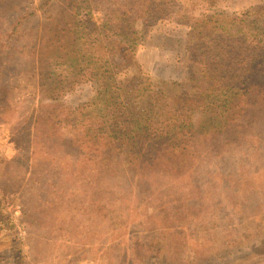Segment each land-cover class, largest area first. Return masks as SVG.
Masks as SVG:
<instances>
[{"label": "trees", "instance_id": "16d2710c", "mask_svg": "<svg viewBox=\"0 0 264 264\" xmlns=\"http://www.w3.org/2000/svg\"><path fill=\"white\" fill-rule=\"evenodd\" d=\"M8 1L12 8L0 17V66L5 69L18 60L14 73L24 72L28 81L36 78L40 102L32 118L33 160L36 168L42 160L43 164L54 160L50 161L54 170L38 173V180L49 176L51 185L55 178L69 185L75 172L88 173L92 165L100 169L106 165L102 159L115 155H124L137 173L136 191L105 184L92 192L94 208L86 205L103 222L109 218L105 223L112 233L126 235L127 217L102 206L101 195L122 207L126 201L128 207L136 202L161 203L164 193L156 194L157 185L167 181L174 194L179 187L182 191L192 184L206 185L211 174L220 172L202 168V159L211 146L221 149V143L234 141L223 140L224 133L236 138L249 131L250 140L254 132L262 135L263 116L257 115L254 105L264 98V0L225 9L219 0H199L198 14L178 43L189 71L183 80L157 75L138 61L131 67L122 54L128 51L135 57L150 46L153 41L141 22L177 0H66L62 12L66 13L58 17L53 13L57 0ZM35 18L51 21L45 28L52 34L46 60L36 57L38 30L29 24ZM90 21L100 25V36L79 34L78 28ZM84 86H91L93 93L70 102L71 94ZM247 145L251 150L253 142ZM79 178L84 176L75 181ZM91 180L99 186V180ZM198 188L194 191H202ZM161 210L163 219L169 220L171 210L165 204ZM220 211L226 215L225 209ZM205 214L202 206L193 210L192 221L219 216V211ZM142 216L149 223L156 219L145 231L146 247L162 252L168 240L156 237L159 215ZM198 240L196 244H203Z\"/></svg>", "mask_w": 264, "mask_h": 264}, {"label": "rangeland", "instance_id": "374dc122", "mask_svg": "<svg viewBox=\"0 0 264 264\" xmlns=\"http://www.w3.org/2000/svg\"><path fill=\"white\" fill-rule=\"evenodd\" d=\"M63 1L66 2L56 1L55 17L66 13H62ZM198 1L177 0L143 20L141 26L153 43L144 46L134 58L128 51H122L125 61H129L131 67L138 61L157 75L170 74L168 76L177 80L188 77L186 57L178 43L188 29V22L198 14ZM247 2L219 0V5L225 9ZM11 8L8 0H0V17ZM8 20L10 17L4 24ZM29 24L38 30L36 57L46 60L51 53L52 34L45 28L51 21L35 18ZM78 32L98 37L100 25L96 21L84 22ZM17 61H10L12 64H7L5 69L0 66V264H264V131L262 135L250 134L253 140L246 136L249 131L236 138L229 132L224 133L223 140L234 141L221 143V149L209 148L208 155L202 159V168L220 169V172L211 174L206 185L196 184L202 191H194L199 188L192 184L182 191L176 188L171 194L166 181L155 190L156 194L164 193L163 202H136L135 207H128L127 201L125 207L113 204L101 195L98 201L102 206L111 208L115 215L121 213L127 217L124 220L128 221L126 235L123 231L112 233L105 223L109 218L103 222L101 216L89 212L86 205L94 208L92 192L105 184L132 187L136 191V171L129 167L124 155H115L102 159L101 163L106 165L100 169L92 165L88 173L75 172L69 185L57 182L61 178H55L56 183L51 185L49 176L38 180V173L54 170L50 166V161L54 160L46 159L44 164L42 160L38 168L35 167L32 118L39 106L40 92L36 78L28 81L24 72L14 73ZM93 91L91 86H84L71 94L69 100L77 103L87 99ZM254 106L257 115L263 116L264 127V98L257 99ZM249 141L253 142L251 150L247 145ZM83 176L79 178L81 181H75ZM85 178L90 181L84 182ZM92 178L99 180V186ZM163 204L171 210L169 220L162 217ZM201 206L206 214L219 211V216L205 214V219L192 221L193 210L199 211ZM220 209H225L227 216ZM145 212L160 216L155 225L159 230L156 237H162L160 240L164 243L167 241L163 237L168 240L162 252L151 251L145 244L148 238L145 231L156 220L149 223L147 217L142 216ZM15 214L24 220L25 234L20 233L18 224L13 221ZM130 214L133 215L129 217ZM198 239H202L203 244H196ZM134 240H138V244ZM195 248H198L196 252Z\"/></svg>", "mask_w": 264, "mask_h": 264}, {"label": "built area", "instance_id": "2783aa9c", "mask_svg": "<svg viewBox=\"0 0 264 264\" xmlns=\"http://www.w3.org/2000/svg\"><path fill=\"white\" fill-rule=\"evenodd\" d=\"M19 209V207L17 208V210ZM13 221L16 222L18 224V229L20 231L21 234H25L24 230H23V222L24 220L22 218H20L19 214H15L13 215Z\"/></svg>", "mask_w": 264, "mask_h": 264}]
</instances>
